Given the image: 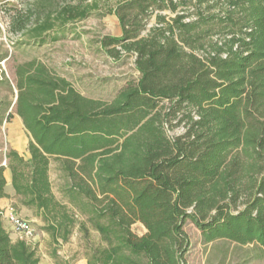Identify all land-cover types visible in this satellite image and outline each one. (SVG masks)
Listing matches in <instances>:
<instances>
[{"label":"trees","instance_id":"1","mask_svg":"<svg viewBox=\"0 0 264 264\" xmlns=\"http://www.w3.org/2000/svg\"><path fill=\"white\" fill-rule=\"evenodd\" d=\"M95 5L65 3L54 19H84ZM27 12L13 15V31L26 27ZM107 12L122 34L103 46L133 53L140 77L103 100L40 62L20 65L15 112L30 158L7 155L15 195L66 240L74 221L49 179L50 158L58 160L61 191L105 243L87 264H184L186 220L204 242L264 248V0H122ZM52 26L48 12L34 28ZM173 127L181 132L170 137ZM2 211L0 264H38L28 242L10 238Z\"/></svg>","mask_w":264,"mask_h":264},{"label":"rangeland","instance_id":"2","mask_svg":"<svg viewBox=\"0 0 264 264\" xmlns=\"http://www.w3.org/2000/svg\"><path fill=\"white\" fill-rule=\"evenodd\" d=\"M81 0H0V166L7 167V155L16 151L25 160L30 158L29 136L15 112L17 97V68L27 62L44 64L53 73L66 78L81 94L111 100L128 81L140 77L135 66V55L119 46L118 54L112 56L103 46V38L120 37L122 34L118 18L107 11L122 0H82L93 4L84 19H77L61 26L55 20L57 10L65 3L75 4ZM28 9L32 17L21 31H13V15H25ZM48 12L53 21L52 28L43 32L35 26L42 23ZM169 16L168 12H164ZM154 14L148 18L145 35L154 22ZM172 137L181 132L180 127L167 128ZM49 179L55 197L66 205L65 211L73 218L66 240H54L45 228L47 222L41 218L35 207L21 204L19 197L3 207H12L15 213L30 222L34 237L28 244L39 258L38 264H87V258L97 247L105 246L91 224L88 214H81L69 204L61 191L67 185L66 176L55 158H50ZM8 232L10 224L2 218ZM80 222L84 226H80ZM132 229L141 234L144 228L139 223ZM183 229L189 244L184 254V264H264V248L257 243L239 244L228 239L204 242L199 229L186 220ZM19 239V238H18Z\"/></svg>","mask_w":264,"mask_h":264},{"label":"built area","instance_id":"3","mask_svg":"<svg viewBox=\"0 0 264 264\" xmlns=\"http://www.w3.org/2000/svg\"><path fill=\"white\" fill-rule=\"evenodd\" d=\"M2 218L10 224L11 229L17 234L19 239L29 242L34 237V229L28 220L19 217L12 207H6L2 213Z\"/></svg>","mask_w":264,"mask_h":264},{"label":"crops","instance_id":"4","mask_svg":"<svg viewBox=\"0 0 264 264\" xmlns=\"http://www.w3.org/2000/svg\"><path fill=\"white\" fill-rule=\"evenodd\" d=\"M3 174H4V177H5V180H6V183H5V186H4V191L8 195V197L0 199V209H3V207H5L8 204V202L12 200V196L15 195V192H14V189H13V186H12V183H11V172H8V171L4 170ZM3 225H4V221H3ZM5 229H6V227H5ZM6 231L8 232L7 229H6ZM8 233H9V236H10V238L12 240L18 239L17 234L13 230H12V232H8Z\"/></svg>","mask_w":264,"mask_h":264}]
</instances>
